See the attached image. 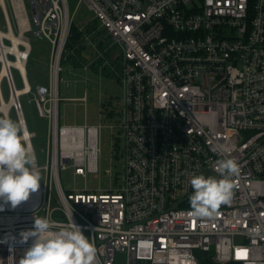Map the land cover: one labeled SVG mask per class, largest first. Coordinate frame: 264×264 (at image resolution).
Instances as JSON below:
<instances>
[{
  "label": "built area",
  "instance_id": "built-area-1",
  "mask_svg": "<svg viewBox=\"0 0 264 264\" xmlns=\"http://www.w3.org/2000/svg\"><path fill=\"white\" fill-rule=\"evenodd\" d=\"M81 6L110 43L99 48L85 25L77 27L90 55L78 69L94 65L101 76L112 68L120 88L110 120L120 168L105 170L116 185L94 190L84 182L99 175L102 125L58 120L62 100L86 105L85 93L59 95ZM0 13V30L16 39L4 37L7 100L17 89L14 71L22 84L7 118L12 111L33 148L36 135L20 102L30 93L48 128L40 189L14 209L0 200V264H19L32 243L20 244L19 233L32 228L35 215L54 222L53 230L79 226L97 248V264H116L118 254L124 264H264V231H251L264 226V0H0ZM30 36L50 47L46 86L26 83ZM115 46L118 54L106 57ZM99 115L105 120L102 107ZM225 157L239 167L231 202L213 217L194 218L181 206L193 192L190 179L205 169L219 179L216 164Z\"/></svg>",
  "mask_w": 264,
  "mask_h": 264
},
{
  "label": "clouds",
  "instance_id": "clouds-1",
  "mask_svg": "<svg viewBox=\"0 0 264 264\" xmlns=\"http://www.w3.org/2000/svg\"><path fill=\"white\" fill-rule=\"evenodd\" d=\"M28 136L22 124L0 117V200L13 209L41 187V171L33 148L27 143ZM216 171L219 179L203 174L190 179L193 192L188 202L194 218L213 217L221 205L231 202L235 188L232 177L239 174L238 164L225 157L217 161ZM53 229L54 222L46 216H34L32 228L19 233L20 244L32 240L19 264H97V248L79 226L71 221ZM251 231L260 235L264 226L257 224Z\"/></svg>",
  "mask_w": 264,
  "mask_h": 264
},
{
  "label": "rangeland",
  "instance_id": "rangeland-1",
  "mask_svg": "<svg viewBox=\"0 0 264 264\" xmlns=\"http://www.w3.org/2000/svg\"><path fill=\"white\" fill-rule=\"evenodd\" d=\"M92 15L85 6H81L76 15L75 23L73 24L76 30L77 27H84L85 31L90 35V40L95 42L98 38L103 37V32L96 27V24L91 20ZM0 28L4 30L2 26V17L0 13ZM31 54L28 59L26 66L27 81L28 84L34 88L36 85L48 84V62H49V51L50 47L45 39H34L29 37ZM107 41V42H106ZM106 43H110L109 39L106 38ZM84 53L88 54V47L84 45ZM112 55L118 54V47H112L110 49ZM89 56V55H88ZM11 59V57H9ZM84 61L83 63H85ZM112 63L116 67L118 60H112ZM62 71L60 72V85L59 95L61 98H74L81 97L86 94V105L85 108L78 104L77 101L62 100L59 103L58 120L60 125H82L87 124H101L102 128L99 133V158H98V169L99 175L93 178H87L84 182L85 186L89 189H97L108 186L109 183L114 186L116 185L105 175V170H110L114 174L120 168L119 157L116 158L115 152V136L117 135L116 130L110 129L112 121L101 120L99 115V108L102 103L108 99L112 104L117 103V97L120 94L119 84L117 83L116 72L112 68H106L103 70L102 75L94 73L92 68L84 72L72 66L71 60H63ZM81 67V66H80ZM15 74L16 88H21L22 84L17 75ZM2 79V78H1ZM65 83H68L65 86ZM2 93L5 99L9 89L5 84H2ZM20 102L22 105L23 114L25 117L26 125L30 131H34L36 137L33 138L32 144L37 159V164L40 166L44 163L42 148L45 147L46 136H47V123L46 120L38 116L35 105L32 101V95L30 93L23 94L20 96ZM9 118L16 121L14 113L11 111ZM43 179V171H41ZM205 177L217 175L210 169H205ZM61 183L64 189L72 186V181L66 173H60ZM77 186H80V182H76ZM125 256L118 254L116 256V264H124Z\"/></svg>",
  "mask_w": 264,
  "mask_h": 264
},
{
  "label": "trees",
  "instance_id": "trees-1",
  "mask_svg": "<svg viewBox=\"0 0 264 264\" xmlns=\"http://www.w3.org/2000/svg\"><path fill=\"white\" fill-rule=\"evenodd\" d=\"M94 22V21H93ZM95 23V22H94ZM103 38H98L97 41V46L99 48H103L104 42L102 41ZM107 42V41H106ZM84 45L82 44V37L81 33L77 31L74 27L71 28V34L68 39V42L66 44V50L67 54L66 60L70 59L72 66L75 68H79L81 66V63L87 60L88 54L86 55L84 51ZM110 54V50L105 52V56L108 57ZM90 56V55H89ZM105 70V69H104ZM102 110L105 115V120H112L116 114H117V103L114 105L111 103V101L108 99L106 102L102 103ZM115 152H116V158L118 159V144L115 143ZM189 198V197H188ZM188 198L181 203L182 207H190ZM203 264H211V263H203Z\"/></svg>",
  "mask_w": 264,
  "mask_h": 264
},
{
  "label": "bare ground",
  "instance_id": "bare-ground-1",
  "mask_svg": "<svg viewBox=\"0 0 264 264\" xmlns=\"http://www.w3.org/2000/svg\"><path fill=\"white\" fill-rule=\"evenodd\" d=\"M11 37L12 40L15 42L16 39L14 38V36L12 35V32L10 31L9 33H6L2 30H0V40L2 42L1 46H0V61H2V66L0 68V114H2L5 117H8V111L10 106L16 101V98L18 97L19 94H21V89H16L10 92L9 94V98L8 100L4 98L3 93H2V77L8 76L10 74V61L7 59L6 56V52L7 49L3 46L5 45L4 43V37ZM17 67H19L20 72L23 74L24 77V68L22 67L21 63H18L16 65ZM27 83V80H26Z\"/></svg>",
  "mask_w": 264,
  "mask_h": 264
},
{
  "label": "flooded vegetation",
  "instance_id": "flooded-vegetation-1",
  "mask_svg": "<svg viewBox=\"0 0 264 264\" xmlns=\"http://www.w3.org/2000/svg\"><path fill=\"white\" fill-rule=\"evenodd\" d=\"M117 100V99H116Z\"/></svg>",
  "mask_w": 264,
  "mask_h": 264
}]
</instances>
